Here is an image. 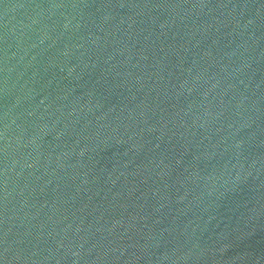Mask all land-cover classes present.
Returning a JSON list of instances; mask_svg holds the SVG:
<instances>
[{"label": "water", "instance_id": "95a60500", "mask_svg": "<svg viewBox=\"0 0 264 264\" xmlns=\"http://www.w3.org/2000/svg\"><path fill=\"white\" fill-rule=\"evenodd\" d=\"M0 264H264V0H0Z\"/></svg>", "mask_w": 264, "mask_h": 264}]
</instances>
